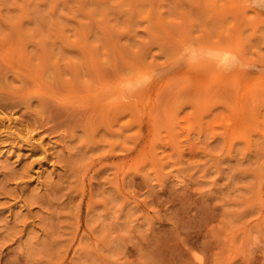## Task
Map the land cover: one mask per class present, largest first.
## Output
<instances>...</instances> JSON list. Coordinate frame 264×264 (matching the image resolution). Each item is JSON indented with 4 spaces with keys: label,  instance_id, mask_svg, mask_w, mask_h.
Segmentation results:
<instances>
[{
    "label": "rangeland",
    "instance_id": "1",
    "mask_svg": "<svg viewBox=\"0 0 264 264\" xmlns=\"http://www.w3.org/2000/svg\"><path fill=\"white\" fill-rule=\"evenodd\" d=\"M0 151V264H264V0H0Z\"/></svg>",
    "mask_w": 264,
    "mask_h": 264
},
{
    "label": "bare ground",
    "instance_id": "2",
    "mask_svg": "<svg viewBox=\"0 0 264 264\" xmlns=\"http://www.w3.org/2000/svg\"><path fill=\"white\" fill-rule=\"evenodd\" d=\"M176 48L178 49V47H176ZM176 55H177V54H176ZM192 55L194 56V55H197V54L192 53ZM193 56H192V59H195L196 56H194V58H193ZM174 58H175V57H174ZM174 58H173V59H174ZM140 80L142 81V79H140ZM145 81H146V80H145ZM136 82H137V81H136ZM138 83H139V80H138ZM146 83H147V82H146ZM135 84H137V83H135ZM142 84H143V83H141V85H142ZM140 88H141V87H140ZM141 91H142V90H141ZM217 91H218V90H217ZM26 135L30 136V133H27ZM31 138H32V137H31ZM31 138H30V139H31ZM0 154H1V151H0Z\"/></svg>",
    "mask_w": 264,
    "mask_h": 264
}]
</instances>
